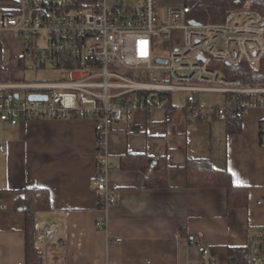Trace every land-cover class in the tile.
<instances>
[{"label":"crops","instance_id":"crops-1","mask_svg":"<svg viewBox=\"0 0 264 264\" xmlns=\"http://www.w3.org/2000/svg\"><path fill=\"white\" fill-rule=\"evenodd\" d=\"M20 1L0 0V16ZM156 2L160 11L177 6ZM22 52L21 39L3 31L0 84L24 77ZM171 105L169 121L162 109L140 110L109 133L108 178L117 203L107 211L99 207L91 183L97 173L94 119L0 121L6 149L0 152V264H25V217L15 207L25 187L49 192L50 207L37 212L35 222L56 227L43 264H228V247H256L264 228V146L259 140L264 108L247 110L234 131L224 116L193 118ZM126 151L165 155L168 186L145 188L144 173L120 169ZM189 158H207L212 167L226 168L232 182L247 189L246 205L229 207L222 187L187 186ZM101 219L105 230L95 227ZM190 237L207 247V256L189 244ZM262 258L264 264V251ZM248 264L258 263L252 257Z\"/></svg>","mask_w":264,"mask_h":264},{"label":"built area","instance_id":"built-area-1","mask_svg":"<svg viewBox=\"0 0 264 264\" xmlns=\"http://www.w3.org/2000/svg\"><path fill=\"white\" fill-rule=\"evenodd\" d=\"M190 13L185 4L160 11L156 0L133 5L124 0H21L14 11L0 16V35L9 31L20 38L22 57L33 68L52 67L60 75L52 81L0 84V121L14 125L28 119H94L97 173L91 183L99 207L107 211L117 203L108 178L107 139L123 118L159 108L169 121L168 93L174 91L186 94L180 109L193 118L208 113L198 93L225 94V103L211 111L217 116L241 119L250 108H264V85L227 78L211 66L263 60L264 17L243 6L229 10L221 22H202ZM175 30L180 31V42L159 52L156 45L172 40ZM34 94L46 98H32ZM261 122L259 133L264 131V118ZM0 152H6L4 143ZM95 227L105 230L106 220H97ZM55 232L53 224L34 225L43 256ZM189 244L203 257L208 255L195 237ZM260 249L264 250V228L251 250L254 262L263 264Z\"/></svg>","mask_w":264,"mask_h":264},{"label":"trees","instance_id":"trees-1","mask_svg":"<svg viewBox=\"0 0 264 264\" xmlns=\"http://www.w3.org/2000/svg\"><path fill=\"white\" fill-rule=\"evenodd\" d=\"M249 0H184L191 7L190 15L196 20L221 22L225 14L234 8L242 7ZM248 7L258 11L264 17V0H250ZM7 10L6 12H12ZM196 17H200L198 19ZM211 66L217 68L227 78L241 79L248 85H264V59L257 64L238 63L227 64L214 62ZM170 94V93H168ZM170 107L171 101L168 103ZM226 118L234 131L240 127L239 118ZM260 121V125H261ZM264 131L259 133L260 144L264 146ZM118 167L122 170H135L145 174V188H165L169 184V164L165 155L153 157L147 153L126 151L120 156ZM186 185L196 187H222L227 192L229 207L245 206L247 189L232 182L229 171L212 167L207 158H189L185 164ZM15 207L25 217V264H43V255L37 244L34 233L36 214L49 209V192L44 188L25 187L23 194L15 201ZM250 245L228 247V264H248L252 260ZM261 252L264 250L260 249Z\"/></svg>","mask_w":264,"mask_h":264},{"label":"rangeland","instance_id":"rangeland-1","mask_svg":"<svg viewBox=\"0 0 264 264\" xmlns=\"http://www.w3.org/2000/svg\"><path fill=\"white\" fill-rule=\"evenodd\" d=\"M139 0H124L126 4L133 5L138 3ZM250 1V0H249ZM249 1L243 4L244 8L248 7ZM184 0H162V3L166 6L168 4H177V6L183 5ZM189 17H193L189 15ZM201 19L200 17H196ZM203 22H208L203 20ZM175 41L180 42V31L175 30L173 31L172 40L168 42H160L156 45L157 50L159 52L170 50ZM26 71L25 75L22 78H14L12 81L15 82H41V81H52L57 80L59 78L60 72L59 70L53 68H40L35 69L31 66L30 63H26ZM127 75L131 76L132 72H128ZM20 94L23 95L24 92L20 91ZM171 103L179 108L185 100L186 94L184 92L174 91L170 93ZM197 98L201 105L205 106L208 110L206 112L212 113L213 107L217 105H223L225 103L226 96L222 93H198Z\"/></svg>","mask_w":264,"mask_h":264},{"label":"water","instance_id":"water-1","mask_svg":"<svg viewBox=\"0 0 264 264\" xmlns=\"http://www.w3.org/2000/svg\"><path fill=\"white\" fill-rule=\"evenodd\" d=\"M190 22H191L192 24H197V23H199L198 21H195V20H191ZM198 58H199V59H203V58L200 57V56H199ZM156 60H157L158 62H161V61L164 62V61H165V60H163V59H159V58L156 59ZM31 97H32V98H39V97H40V98H43V99L46 98L45 95H35V94H34V95H31Z\"/></svg>","mask_w":264,"mask_h":264},{"label":"bare ground","instance_id":"bare-ground-1","mask_svg":"<svg viewBox=\"0 0 264 264\" xmlns=\"http://www.w3.org/2000/svg\"><path fill=\"white\" fill-rule=\"evenodd\" d=\"M195 19V18H194Z\"/></svg>","mask_w":264,"mask_h":264}]
</instances>
